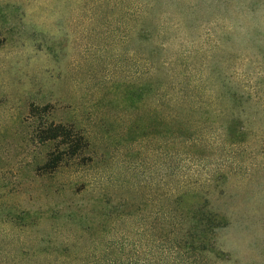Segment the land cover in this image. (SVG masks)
<instances>
[{"label":"rangeland","instance_id":"374dc122","mask_svg":"<svg viewBox=\"0 0 264 264\" xmlns=\"http://www.w3.org/2000/svg\"><path fill=\"white\" fill-rule=\"evenodd\" d=\"M149 21L182 88L151 140ZM58 124L84 142L49 170ZM149 172L226 216L206 250ZM0 264H264V0H0Z\"/></svg>","mask_w":264,"mask_h":264},{"label":"trees","instance_id":"16d2710c","mask_svg":"<svg viewBox=\"0 0 264 264\" xmlns=\"http://www.w3.org/2000/svg\"><path fill=\"white\" fill-rule=\"evenodd\" d=\"M166 27V25H153L149 21V24L142 23L138 28V33L143 31L146 32L145 35H149V140L152 139L155 133H163V131L171 129L164 126L166 124L165 122L162 121V124L161 121H158L160 118L165 120L169 116L175 119L181 112L177 104L182 97L180 96L182 88L176 82L178 80L176 77L178 78L179 76H177L178 72L172 66L174 61L171 59L160 60L159 55L163 51L164 46L162 43L155 45L152 43V39L155 37H163L166 34ZM165 66L170 67L169 70ZM153 71H157V73L154 74ZM162 73H164L165 79L160 80L159 75ZM230 98L234 102L238 100L235 92H231ZM176 124L174 129L180 131L182 125H178V122ZM230 127L232 128L233 126ZM240 132L243 133L242 129H240ZM40 136L43 140L60 139L61 143L67 145L65 151H59L57 154L53 153L49 155V158L44 164V167L49 170H54L57 167L64 154L75 155L83 144L81 142H84L81 135H77L71 128L62 124L41 130ZM150 177L151 174L149 172V208L153 204L156 206L154 208L156 209L155 224L157 222V225H160V230L170 226L178 241L176 233L182 229L184 222L187 223L188 225L184 229L183 236L189 241L186 244V240H184V245L198 252L206 250V246L210 242V237L227 222L226 216L217 211H204L205 200H200L196 204H183L187 195L185 189L169 188L168 186L170 185L163 181L153 186V181L150 180ZM154 194H157V196ZM164 200L168 202L167 206L161 203ZM171 203L172 208L168 209ZM172 232L170 230L168 231L170 235Z\"/></svg>","mask_w":264,"mask_h":264}]
</instances>
